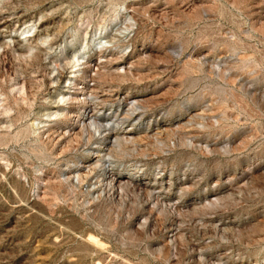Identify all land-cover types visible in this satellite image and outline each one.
Segmentation results:
<instances>
[{
  "label": "rangeland",
  "instance_id": "rangeland-1",
  "mask_svg": "<svg viewBox=\"0 0 264 264\" xmlns=\"http://www.w3.org/2000/svg\"><path fill=\"white\" fill-rule=\"evenodd\" d=\"M0 264H264V0H0Z\"/></svg>",
  "mask_w": 264,
  "mask_h": 264
}]
</instances>
